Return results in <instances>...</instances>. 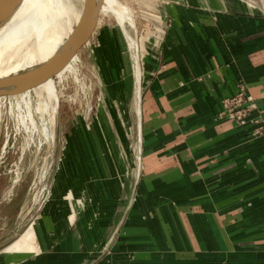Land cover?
<instances>
[{"label":"crops","instance_id":"1","mask_svg":"<svg viewBox=\"0 0 264 264\" xmlns=\"http://www.w3.org/2000/svg\"><path fill=\"white\" fill-rule=\"evenodd\" d=\"M164 3L162 28L142 45L133 187L121 155L96 142L103 173L89 208L73 225L47 210L25 264H264V0ZM241 84L252 97L245 125L222 115Z\"/></svg>","mask_w":264,"mask_h":264},{"label":"rangeland","instance_id":"2","mask_svg":"<svg viewBox=\"0 0 264 264\" xmlns=\"http://www.w3.org/2000/svg\"><path fill=\"white\" fill-rule=\"evenodd\" d=\"M122 1L128 5L135 22V27L129 24L127 27L137 39L138 58L132 56L117 20L101 14L90 40L75 55L72 71L69 69L61 77H52L57 83L60 102L58 107L55 103L51 115L46 114L50 118L35 113L34 123L26 120L25 125L16 102L5 99L0 116V251L32 223L39 224L40 232L46 211L53 207L59 209V217L56 213L55 217L64 216L67 222L78 206L81 209L77 216L89 208L92 197L90 192L86 195L91 189L88 177L92 175L96 180V176L103 173L96 164V142L113 161L120 155L125 160L124 170L130 187L139 175L136 90L140 70L143 71L142 45L155 27L162 28L161 19L155 17L165 0ZM45 126L48 130H43ZM73 175L78 177L74 182ZM115 176L120 177L118 172ZM64 179L69 190H65L66 195L59 202L54 193L57 187L64 185ZM94 183L92 189L97 185ZM80 187V193L73 192ZM61 202L69 205L68 214L58 207ZM51 222L49 220L47 225ZM81 236L85 238L86 234L82 232ZM16 255L13 254L14 259ZM25 255L23 253L17 262L6 261V264H25L21 260Z\"/></svg>","mask_w":264,"mask_h":264},{"label":"bare ground","instance_id":"3","mask_svg":"<svg viewBox=\"0 0 264 264\" xmlns=\"http://www.w3.org/2000/svg\"><path fill=\"white\" fill-rule=\"evenodd\" d=\"M96 12L97 24L101 14L117 20L132 50V56L138 58L137 39L127 27V24L133 27L135 22L128 5L122 0H17L7 10L0 19V116L5 99L16 102L25 125L26 120L34 123L35 113H39L42 118L46 114L51 115L55 103L58 107L60 102L57 83H54L52 77L37 83L35 81L73 48L88 15L92 13L93 19ZM75 61L74 55L56 76L61 77L66 70L70 71ZM139 91L138 81L136 93ZM23 108L25 113L21 112ZM46 128L43 130H48ZM140 141L139 135V145ZM88 178L92 184L93 176L89 175ZM89 192L90 189L86 195ZM80 209L81 206H78L72 211L69 223L74 221ZM38 232L39 224L32 223L16 240L0 251V264L4 263L6 254L38 251Z\"/></svg>","mask_w":264,"mask_h":264},{"label":"water","instance_id":"4","mask_svg":"<svg viewBox=\"0 0 264 264\" xmlns=\"http://www.w3.org/2000/svg\"><path fill=\"white\" fill-rule=\"evenodd\" d=\"M16 1L17 0H0V19L7 12V10L10 9L16 3ZM97 17L98 12H96L93 19L92 13L91 15H88L84 25L80 29L79 35L73 48L65 56H63L50 70H48L45 74L39 77L35 81V83L55 76L71 61L73 56L76 55L78 51L90 40L97 26Z\"/></svg>","mask_w":264,"mask_h":264},{"label":"built area","instance_id":"5","mask_svg":"<svg viewBox=\"0 0 264 264\" xmlns=\"http://www.w3.org/2000/svg\"><path fill=\"white\" fill-rule=\"evenodd\" d=\"M252 100L251 95L246 92L244 84L240 85V90L237 94L229 96L223 100L222 115L228 119L233 120L238 125L247 124V117L249 115L250 106L248 103ZM258 124L256 135L264 133V118L262 120H255Z\"/></svg>","mask_w":264,"mask_h":264}]
</instances>
